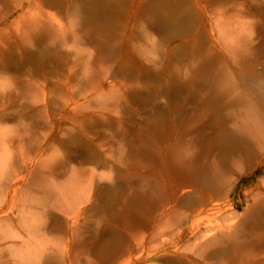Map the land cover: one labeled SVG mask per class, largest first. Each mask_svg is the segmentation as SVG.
I'll use <instances>...</instances> for the list:
<instances>
[{
  "label": "rangeland",
  "instance_id": "rangeland-1",
  "mask_svg": "<svg viewBox=\"0 0 264 264\" xmlns=\"http://www.w3.org/2000/svg\"><path fill=\"white\" fill-rule=\"evenodd\" d=\"M0 136V264H264V0H0Z\"/></svg>",
  "mask_w": 264,
  "mask_h": 264
},
{
  "label": "bare ground",
  "instance_id": "bare-ground-1",
  "mask_svg": "<svg viewBox=\"0 0 264 264\" xmlns=\"http://www.w3.org/2000/svg\"><path fill=\"white\" fill-rule=\"evenodd\" d=\"M2 131H5V129L3 130V129H1V132ZM6 132V131H5ZM4 134H6V133H4ZM1 137V136H0ZM2 142H0V144H1ZM6 143V142H5ZM7 145V144H6ZM2 146V145H1ZM3 146H5V145H3ZM7 147V146H6ZM2 149H3V152L5 153L6 152V150L4 151V148L3 147H1ZM1 153V152H0ZM7 153V152H6ZM4 155V154H3ZM1 157V160L3 159L2 158V156H0ZM5 159V158H4ZM4 159H3V161H4ZM3 161H1L2 162V164H1V166L3 165ZM1 170V169H0ZM1 173H2V171H1ZM4 176V175H3ZM0 177H2V176H0ZM7 177H8V175H7ZM6 177V178H7ZM7 180V179H6ZM8 181V180H7ZM3 181H0V190H2V188L4 187H2V185H1V183H2ZM6 183V182H5ZM5 191H6V188H5ZM4 191L2 190V192H1V194L3 193ZM0 194V196L2 197V195ZM5 196H6V194H5ZM4 196V197H5ZM0 197V198H1ZM2 200V199H1ZM1 204V203H0ZM1 207V206H0ZM80 207V206H79ZM1 212H2V210H0ZM5 212V211H4ZM74 212V217H77L78 215V207L74 210H72L71 211V214L70 215H72V213ZM23 213V212H22ZM4 217V216H3ZM8 217V216H7ZM0 219H1V216H0ZM74 219H76V218H74ZM19 220V219H18ZM35 220V219H34ZM0 222H2V220L0 221ZM72 222H73V220H72ZM70 226V225H69ZM29 227V226H28ZM44 228V227H43ZM8 229V228H7ZM6 229V230H7ZM29 229V228H28ZM72 229V228H71ZM35 230V229H34ZM198 230L199 229H197V226H196V228L195 227H192V229L190 230V232L191 233H193L194 235H197L198 233ZM8 231V230H7ZM38 231H39V229H38ZM36 232V231H35ZM31 233H34V231H32ZM30 233V234H31ZM6 234V233H5ZM16 234V233H15ZM1 236H2V234H1ZM11 236V235H10ZM13 236V235H12ZM27 236H28V234H27ZM26 236V237H27ZM32 236H34V235H32ZM38 236L39 235H36V236H34L32 239H34L35 238V240H34V242H36V240H38L39 241V239H37L38 238ZM3 237H4V235H3ZM197 237V236H196ZM12 238V237H11ZM41 238H43V237H41ZM31 239V238H30ZM46 239V238H45ZM27 240H28V238H27ZM44 240V239H43ZM20 241V243H21V245H24V243H26V241H25V238L23 237V239H21V240H19ZM53 241V240H52ZM14 243H16V244H18V242L17 241H15ZM44 243V242H43ZM43 243H40V245L41 246H43ZM27 244H28V241H27ZM38 245V244H37ZM37 245H31V246H27L26 247V249L25 250H27V251H29L30 253H32V252H34L33 253V255H35L34 256V258H36V253L38 254V257H37V260H35L34 262H33V264H43L44 262H47L46 264H48L49 262H52L53 264H57V263H60V262H62L63 264H69V262H70V260H69V257H68V254H67V252L65 251V250H61V252H59L58 251V253H57V251L56 250H52L51 252H49L48 253V255L47 254H45L44 255V252L42 251V249H41V247H38ZM64 245V244H63ZM63 245H62V248H63ZM9 247V246H8ZM29 247V248H28ZM56 247V246H55ZM58 247H59V245H58ZM67 247V246H66ZM39 248L41 249L40 250V252L38 251L39 250ZM21 251V250H20ZM24 251V250H23ZM47 252V251H46ZM24 254V253H23ZM27 254V253H26ZM76 254V253H75ZM30 255V254H29ZM25 256H27V255H25ZM70 256V255H69ZM18 257V256H17ZM19 258V257H18ZM81 258V257H80ZM56 261V263H54ZM190 261H191V264H193L194 262H195V260L194 259H192V258H190ZM6 264V263H5ZM51 264V263H50ZM196 264V263H195Z\"/></svg>",
  "mask_w": 264,
  "mask_h": 264
}]
</instances>
